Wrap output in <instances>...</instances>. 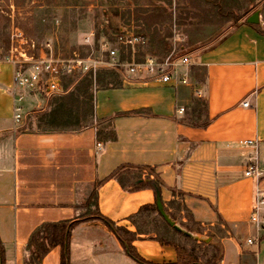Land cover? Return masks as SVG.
<instances>
[{
	"label": "crops",
	"instance_id": "0c3cea01",
	"mask_svg": "<svg viewBox=\"0 0 264 264\" xmlns=\"http://www.w3.org/2000/svg\"><path fill=\"white\" fill-rule=\"evenodd\" d=\"M107 1L108 6L122 1L127 8L174 4V0ZM255 2L256 8L218 41L187 53L193 63L189 86L121 78V87L95 92L93 118L82 129L24 128L27 106L49 107L51 97H26L22 118L15 122L12 68L0 63L4 264H25L29 239L41 225L82 219L88 210L83 205L98 184L99 214L116 227L137 233L131 245L143 260L196 264L186 256L180 261L176 248L158 242L144 227V217L135 216L156 200L146 172L140 174L136 167L151 168L161 181L159 195L166 213L177 216L178 211H187L192 236L177 231L204 247H218L217 259L209 261L203 252L205 260L198 256V264H264V232L249 221L255 194L264 191V33L260 32H264V0ZM258 9L259 23L247 24V17ZM63 94L66 91L56 96ZM108 121L111 126L105 128ZM106 130L114 139L101 141L97 151V132ZM246 141H254V147ZM250 163L262 173L258 179L245 176ZM96 223L81 222L71 230L69 256L74 245V264H132L116 235ZM210 230L217 233L216 239L198 240ZM249 239L257 240L256 244H248ZM60 261L61 248L55 246L40 264Z\"/></svg>",
	"mask_w": 264,
	"mask_h": 264
},
{
	"label": "rangeland",
	"instance_id": "374dc122",
	"mask_svg": "<svg viewBox=\"0 0 264 264\" xmlns=\"http://www.w3.org/2000/svg\"><path fill=\"white\" fill-rule=\"evenodd\" d=\"M178 10L176 8V0L171 7L174 12L170 16L171 23L175 32L182 34L183 41L180 43L182 47L181 53L187 55L188 52L194 50L202 45L209 44V42L218 41L222 36L229 32L230 28L235 26L234 21H227L226 18L212 16L208 12L211 10L210 6L201 5L200 0H195L193 3L185 0H178ZM177 1V3H178ZM222 7V11H234L238 17H242L243 13L247 9L246 0H217ZM118 4L108 6L107 0H0V60L8 53L10 47V36L13 27L21 28L28 37L34 41L39 42L44 38L54 37L55 50L62 55H68L72 51H77L81 55L87 53V48L82 46V35L90 30H94L98 34H108L109 26L114 24L115 26L133 25L136 29L141 27L129 21L127 16L123 14L124 2L118 1ZM196 13L197 15H194ZM194 15V16H193ZM197 16V17H196ZM194 17V18H193ZM113 26V25H112ZM152 30V29H151ZM145 36L148 39L149 47H146L145 53L157 54L158 56H164L168 49L173 46V38L176 35L171 30L166 31L164 35L155 36V31H147ZM110 76L107 72H101L98 75L97 83L94 86L91 83V92L94 98L96 91L100 89L119 88L121 87V77L112 73ZM114 75L117 76L114 78ZM77 79V78H76ZM76 80L75 84H71L66 91V94L61 96H52L50 105L59 97H65V103L69 105L68 109H74L77 107L73 103V98L70 97V93L73 91L75 85L79 83ZM66 81V80H65ZM75 81V80H74ZM78 96L77 92H74L73 97ZM82 101V98H79ZM92 99V103H93ZM86 101V105L78 108V113L81 117H73L70 114L62 118V121L67 122L69 125L76 123L77 121H88V118H83L84 113H88L89 100ZM80 106V105H79ZM202 109V106H198ZM49 107L43 108L40 106L37 108L34 104H29L25 109V129H37V130H54V129H74L75 126L65 128H51L44 126L40 119L48 113ZM78 119V120H77ZM179 205V203H178ZM182 210V209H181ZM180 210V211H181ZM89 208L81 218L87 219L89 217ZM174 216V225L177 229H180L184 233H191L189 230L191 223L190 218L184 209L179 211ZM185 220V221H184ZM98 221V220H90ZM86 222V221H85ZM89 222V221H87ZM97 228L106 229L109 233L115 235L113 230L108 229L100 221L97 224ZM116 227V226H115ZM144 227L147 230L153 232L157 237L164 236L168 240L176 243L179 246H184L187 250L196 247L197 253L201 261L205 260L202 256L205 253L208 259L218 258V247L215 245L204 247L202 244H196L192 237L185 239L183 236L174 234L170 231H165L162 228L161 220L158 216L151 215L144 219ZM216 232L210 230L206 233V236L198 238L199 241L205 243L210 240L208 237L216 239ZM100 234V238H102ZM110 237V235H108ZM207 237V238H206ZM245 242V241H244ZM215 243V240L213 241ZM97 250V249H96ZM74 245L71 248V257L69 256V262L74 264L77 260ZM130 263L135 264L133 260Z\"/></svg>",
	"mask_w": 264,
	"mask_h": 264
},
{
	"label": "built area",
	"instance_id": "2783aa9c",
	"mask_svg": "<svg viewBox=\"0 0 264 264\" xmlns=\"http://www.w3.org/2000/svg\"><path fill=\"white\" fill-rule=\"evenodd\" d=\"M173 34L176 35L173 46L164 56L145 53L147 37L132 25L122 24L109 26L108 34H98L94 30L84 33L81 45L87 48L85 55L77 51L62 55L55 50L54 37L36 42L21 28L13 27L8 53L0 63L12 68L14 121L22 118V103L26 97L48 99L60 95L65 92V80L76 82L84 76L89 77L95 86L101 72L116 73L124 80L137 78L164 86H189L188 71L193 63L188 55L181 53L183 36L176 33L175 28ZM195 94L201 97L199 91ZM242 106L247 107L248 102H243ZM183 111L182 108L178 110L179 114ZM245 144L254 147V141H246ZM95 148L100 151L101 142H96ZM261 175L252 163L247 166L246 177L258 179ZM249 221L264 232V191L256 192ZM256 242L247 241L248 244Z\"/></svg>",
	"mask_w": 264,
	"mask_h": 264
},
{
	"label": "trees",
	"instance_id": "16d2710c",
	"mask_svg": "<svg viewBox=\"0 0 264 264\" xmlns=\"http://www.w3.org/2000/svg\"><path fill=\"white\" fill-rule=\"evenodd\" d=\"M176 0V10H178L179 1ZM187 2L193 3L195 0H185ZM247 2V9L243 13L242 17H238L234 11H222V7L220 3H218L217 0H200L199 2L201 5H207L211 7V10L208 12L212 16L217 17H224L227 19V21L232 20L235 24H238L242 18H244L249 12L254 10L257 6V3L255 0H246ZM178 4V5H177ZM123 14L127 16V19L129 21H133L134 23L138 24L141 28L139 29V32L142 33L145 36V33L147 31H155V36L157 35H164L166 31H173V24L171 23L170 16L174 12V9L171 7H160V8H142V7H128L122 10ZM194 15H197L194 13ZM193 15V16H194ZM262 16L264 20V5L262 7ZM197 17V16H196ZM194 18V17H193ZM152 29V30H151ZM261 33H264L263 31H260ZM179 34V33H178ZM182 35V34H181ZM146 37V36H145ZM149 47V45H147ZM110 76L113 74L111 72H107ZM100 75V74H99ZM117 77L114 75V78ZM98 79V77H97ZM91 80L89 77L84 76L79 80V83H77L73 89V91L70 93V97L73 99V103L77 106L74 109H68L69 105L65 103V97H59L56 99L53 103L50 105V109L46 115H44L40 122H43L44 126L51 127V128H65L70 126H75L74 129H82L87 127L93 118V95L91 92ZM75 84V81L72 79H67L64 82V88L67 90V88L71 85ZM111 88V87H110ZM74 92L78 93V96H74ZM82 98V101L79 100V98ZM89 100V108L87 110V114L84 113L82 117L88 118V121L79 122L69 125L67 122L62 121V118L66 115H71L73 117H81L79 115L78 108L82 107L83 105H86V101ZM80 105V106H79ZM78 120V119H77ZM111 122H107L106 127H110ZM114 135L111 133L110 130L106 131H98L97 132V140L98 142L104 141V140H113ZM137 171L141 174L142 171H145L147 174L146 183L147 186L155 191L157 189L160 191V188L162 186L161 181L157 177V175L154 173V171L149 167H136ZM99 185V184H98ZM98 185H94L93 189L91 190L88 199L85 201L83 207L86 209H91L89 212V217L87 219L82 218L80 220H77L73 223H48L43 224L40 227H38L34 233L31 235L28 245H27V253L28 258L25 262V264H40L41 259L48 253L50 248L55 246H60L61 248V261L60 264H69V235L71 230L79 223L81 222H87L90 220H98L103 225H105L108 229L113 230L116 238L123 250V252L130 257L132 260L136 261L139 264H151L145 260H143L135 251L133 246L131 245L132 241L135 240L136 234L134 232H130L122 227H115V225L101 216L97 209V192L96 188ZM157 214V216L160 218L162 223V228L165 231L173 232L174 234L183 236L185 239H190L188 236H185L183 233L177 231L174 227L169 226L163 218L158 214L157 208L155 204L152 205H146L140 208L138 211L137 216H143L144 219L147 217ZM167 215L170 217L172 221H174L173 215L167 213ZM135 216L132 217V222L134 224L137 223L134 221L136 218ZM191 220V219H190ZM144 223V221H143ZM138 233L139 230L137 229ZM188 232L191 230H187ZM156 240L164 245H171L174 248H176L178 255L180 257V261H184L185 258L191 259L193 262H196L198 264V253L196 251V247L191 248L190 250H187L184 246H179L176 243L168 240L163 235L156 237ZM197 244V243H196ZM186 256V257H185ZM210 261V259H209ZM0 264H4V253L2 246L0 244Z\"/></svg>",
	"mask_w": 264,
	"mask_h": 264
},
{
	"label": "water",
	"instance_id": "95a60500",
	"mask_svg": "<svg viewBox=\"0 0 264 264\" xmlns=\"http://www.w3.org/2000/svg\"><path fill=\"white\" fill-rule=\"evenodd\" d=\"M259 14H260V10L258 9L255 12H253L249 17H247L246 23L252 24V25L258 24L259 23ZM155 195H156L155 205H156L158 214L163 218V220L169 226L174 227L177 230V228L174 225V222L170 219V217L167 215V213L165 212V210L163 208V205H162L161 200H160L159 191L157 189H155Z\"/></svg>",
	"mask_w": 264,
	"mask_h": 264
}]
</instances>
